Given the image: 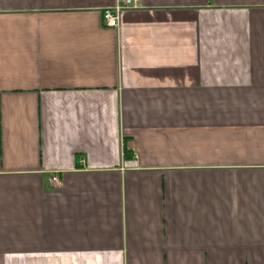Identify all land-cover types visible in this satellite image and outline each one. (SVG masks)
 I'll return each mask as SVG.
<instances>
[{"label":"crops","instance_id":"obj_1","mask_svg":"<svg viewBox=\"0 0 264 264\" xmlns=\"http://www.w3.org/2000/svg\"><path fill=\"white\" fill-rule=\"evenodd\" d=\"M115 1L0 0V264H264V0Z\"/></svg>","mask_w":264,"mask_h":264},{"label":"built area","instance_id":"obj_2","mask_svg":"<svg viewBox=\"0 0 264 264\" xmlns=\"http://www.w3.org/2000/svg\"><path fill=\"white\" fill-rule=\"evenodd\" d=\"M139 0H116L110 8H105L101 13V21L103 26L108 29H118L120 15L125 10L136 8ZM56 182V178L52 179Z\"/></svg>","mask_w":264,"mask_h":264}]
</instances>
